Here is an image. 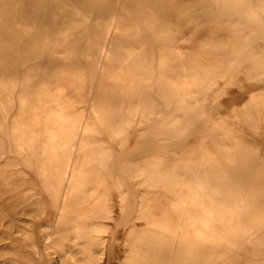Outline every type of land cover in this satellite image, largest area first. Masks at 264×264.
I'll return each mask as SVG.
<instances>
[{"label": "bare ground", "instance_id": "1", "mask_svg": "<svg viewBox=\"0 0 264 264\" xmlns=\"http://www.w3.org/2000/svg\"><path fill=\"white\" fill-rule=\"evenodd\" d=\"M0 264H264V0H0Z\"/></svg>", "mask_w": 264, "mask_h": 264}]
</instances>
